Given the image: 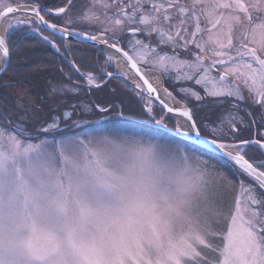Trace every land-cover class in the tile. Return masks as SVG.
Returning a JSON list of instances; mask_svg holds the SVG:
<instances>
[{"label": "snow or ice", "instance_id": "1", "mask_svg": "<svg viewBox=\"0 0 264 264\" xmlns=\"http://www.w3.org/2000/svg\"><path fill=\"white\" fill-rule=\"evenodd\" d=\"M95 2L115 9L117 18L106 16L101 21L84 9L75 17L67 15L64 25L58 26L42 11L66 14L74 0L47 10L39 4L13 6L12 0H0V18L19 17L9 30H27L25 39L39 38L64 59L69 46L58 45V39L78 36L98 48L103 45L106 59L99 68L82 73L77 67L80 61L68 62L89 90L112 78L122 80L144 102L146 114V119L136 121L125 116L123 106L117 110L111 104L74 105L55 113L60 118L45 122L42 131L56 130L61 124L66 129L68 122L78 129L91 122L92 128L60 139L55 151L49 150L46 139L23 140L31 136L23 124L16 129L19 136L0 130V264H264V159L254 164L246 158L254 146L264 152V131L259 138L241 135L257 126V119L264 125V0H191L190 5L179 0H167L166 5L157 0ZM169 9L179 13L181 25L185 18L195 22L190 38L181 34L187 28H177L173 35L162 26V13L164 22L172 20ZM201 18L207 24L204 28ZM90 21L99 22L96 34L73 27ZM41 25L51 30L49 35H42ZM237 27L239 35L234 37ZM154 36L158 44L183 47L186 52L191 45L199 51H192L190 60H181L175 52L159 55L151 42ZM17 51L14 43L6 46L5 36L0 35V74L17 70L11 55ZM15 59L22 61L19 56ZM150 61L163 72L187 68L175 78L203 83L215 106L222 99L234 100L233 107L245 110L251 119L233 116L224 128L222 120L216 123L217 116L202 122L208 132L203 134L191 105L174 108L160 99L159 82H150L149 73L140 66ZM113 67L114 71L104 70ZM78 91L53 88L52 94ZM184 91L203 102L199 93ZM163 92L172 97L167 88ZM154 96L164 111L177 113L184 122L171 128L165 116L156 119ZM240 102L257 105L261 112L247 111ZM110 112L116 113L119 128L108 127L113 119ZM97 113L103 115L96 120L74 119ZM16 119L15 110L0 111V120ZM237 119L239 124L233 122ZM173 134L219 151L238 172L253 178L252 185L243 188L244 199L236 198L225 232L215 230L222 212L208 203L205 177L211 162L172 144ZM213 237H221L222 246L214 248ZM201 248L218 252L219 259L208 261Z\"/></svg>", "mask_w": 264, "mask_h": 264}, {"label": "trees", "instance_id": "2", "mask_svg": "<svg viewBox=\"0 0 264 264\" xmlns=\"http://www.w3.org/2000/svg\"><path fill=\"white\" fill-rule=\"evenodd\" d=\"M46 3L48 2L46 1ZM27 34L28 33L25 29L18 28L14 30L8 38V46L11 48L14 43L18 48L16 53L11 54L13 57L12 67H15L17 70L6 71L0 75V111L7 113L9 109L15 110L17 119L13 123L0 120V125L11 129L12 125L23 124L27 131L31 133V139H36V137L39 138L50 134L55 136L66 132H77L82 130L74 128L70 124L68 129H58L48 132L42 131V128L47 124L45 122H50L53 119V114L62 113L64 109H71L74 105L88 104L94 107L96 103H99L102 106H108L111 104L115 105L117 110L123 106L126 109V116L139 119L146 116L142 111V103L136 98L128 86L120 84L119 80L112 78L100 87H93L89 90L83 83V79L68 64L66 59L57 55L48 44L44 43L39 38L25 39L24 37ZM62 41L63 40H59L60 45H62ZM69 52L74 62H81L77 64V66L83 71L99 68V62L104 63L103 54L84 43L70 42ZM16 56L22 57V61L15 59ZM40 73L46 75L42 80L38 79V74ZM51 82L61 83V85L66 83L71 86H76L78 89L80 88V90L75 93L78 95L60 92L52 94L50 91ZM19 87L26 91L31 100L36 98V106L40 108L35 117H31L26 111L20 110L17 104L18 97L14 96L15 89ZM57 87L59 88L60 86ZM50 95H52L54 100H50ZM43 102L48 103V105L43 106ZM218 110L219 107L211 108V105L206 108L198 109L197 107H194L193 109L197 121L199 118H204L209 115L214 117L215 112ZM253 113L256 114L258 112L253 111ZM100 115L103 114L97 113L90 117L78 115L75 116L74 119L90 121L98 119ZM110 115L113 119L116 118L115 112H110ZM20 118L24 119L21 120ZM249 119H251V117H249ZM258 122L259 120L257 119V125ZM89 125H92L91 122L85 124L83 128ZM252 130L253 127L245 137L250 136V134L253 133ZM170 137L174 140L184 142L173 135ZM251 151L256 152L255 156H260L257 149L254 148V150ZM211 154L212 153H210L209 156ZM212 156L215 159H222V157L215 154H212ZM239 174L244 179H247L245 175L241 173Z\"/></svg>", "mask_w": 264, "mask_h": 264}, {"label": "rangeland", "instance_id": "3", "mask_svg": "<svg viewBox=\"0 0 264 264\" xmlns=\"http://www.w3.org/2000/svg\"><path fill=\"white\" fill-rule=\"evenodd\" d=\"M21 2H31L33 4H37L40 2L44 3L45 0H12L13 5L19 4ZM113 11H114L113 8H109V9H106L105 11L93 10L90 12L94 13L95 15H98L100 17V20L104 21L106 16L111 18V19L116 18V15L113 13ZM168 14L172 16V19H175L177 21V16L175 13L168 12ZM256 15H259V14L257 13ZM15 22H16V19L13 20L11 22V24H15ZM98 23L99 22H97V21H90V22L81 23L80 25L90 27V29L97 32L98 31V27H97ZM169 23L174 25V23L171 21H169ZM206 26H207V24L205 21L202 28H204ZM185 28H187V29L189 28L190 31L194 30V28L191 25L188 26L187 24L185 25ZM12 30L13 29H11V30L8 29L6 36H8L10 31H12ZM233 35H234V37L236 35H239V28L238 27L236 29H234ZM204 38L206 39V34H204ZM209 47L215 49L214 45H210ZM167 54L172 55L171 52H169ZM100 64H102V63L99 62V65ZM142 65L154 67L160 73H162L164 75V77H167V78H169V77L175 78L178 75L182 76L185 72L189 71L187 68H183V67L178 66L174 70L169 69L167 72H163L160 68L156 67L154 65V63H152L151 61L148 64H142ZM104 70H106V69H104ZM52 74L54 75L53 72H52ZM48 75H49V73H48ZM212 75L214 77L218 78L219 73L218 72L215 73V71H214L212 73ZM45 76L46 75L44 73H40V74H38V79L42 80V78ZM229 79H231V77ZM175 80H176V78H175ZM172 84L174 85V83H172ZM50 86H51V90H50L51 92H52L53 88L68 89L71 87H76V86H71V85L66 84V83L61 85V83H54V82H51ZM57 86H60V87L58 88ZM201 86L205 89V85L203 83L201 84ZM207 87L211 88V85L209 84V85H207ZM180 89L181 88H179V90ZM79 90H80V88H79ZM241 90H242V94L245 97H248L249 93H248L247 89L244 88V86L242 84H241ZM74 95H78V94H74ZM14 96L18 97L17 104H18L20 110L26 111L29 114V116H31V117L36 116V113H38V109L40 108V107L36 106V104H37L36 98L31 100L28 97L26 91L23 90V88H21V87L15 89V95ZM51 99L54 100L52 95H50V100ZM185 100H186V98H185ZM152 104H153V102H152ZM42 105L47 106L48 103L43 102ZM157 114H159V113H157ZM233 116H235V115H231V111H227V113L225 115L219 116L220 120H216V123L220 124V121L222 120L224 123L221 126L224 128H227L229 126L228 121L231 120ZM55 117H57V116H55ZM155 117L158 118V117H160V115L158 117L157 116H155ZM236 117H240V116H236ZM204 118H205V120L212 119L210 115L206 116ZM233 122L239 124L238 119L233 121ZM108 127L113 128V129L119 128L120 124H119L118 118H114L113 120H111L108 124ZM91 128H92V125H89V126L83 128L82 130H80L78 132H66V133H63L61 135H55V136H51V134H50L48 136H43V137H39V138L36 137V139H33V140L32 139H26V138H22V139L27 140V141H39L40 139H46L48 141V144H49V150L55 151V145H56V143H58V141L60 139H63L65 137L73 135V134H79L81 131H87V130H90ZM0 130H3L9 134H16L13 131H10L9 129L4 128L2 126H0ZM148 139H153V138H148ZM169 141L172 144L178 145L182 148L189 150L190 153H193V152L198 153L197 151H195L191 147H189L187 144L180 142V141H177V140H174L171 137H169ZM254 153H256V152L249 151V154H251V155H254ZM199 156L206 158L207 160H209L211 162L209 165L208 174L205 177V180L207 181V184H208V203H209V205L219 209L222 212V215H220L219 217L216 218V222L214 224V227H215L216 231L223 233L227 230L228 219L230 218L231 211L234 210L236 198L240 197L241 200H243L244 197L246 196V193L243 191V188L249 187V185H252V183L244 181V179L235 172L233 165L228 163L226 160L214 161L213 159L209 158L207 155L202 154V153H199ZM242 185H243V187H242ZM210 242L212 243L214 248L222 246V243H223L221 237H213L210 240ZM200 250L202 251V254L205 257H207L208 261H217L219 259L218 252H213L210 249H203V248H201Z\"/></svg>", "mask_w": 264, "mask_h": 264}, {"label": "flooded vegetation", "instance_id": "4", "mask_svg": "<svg viewBox=\"0 0 264 264\" xmlns=\"http://www.w3.org/2000/svg\"><path fill=\"white\" fill-rule=\"evenodd\" d=\"M46 1L48 3H46ZM68 2V0H45L44 5L50 7V9H55L57 7H63L66 3ZM107 2L110 4L111 3V0H107ZM125 2H127V0H125ZM157 2H161V3H167V0H157ZM179 3L180 4H184V5H190L191 4V0H179ZM84 9H87L89 12L90 11H93V10H102V11H105L106 9H104L102 7V5L100 3H96L95 0H74V5L72 7V9L67 12L66 14H61L60 16H55V15H48L46 13H42V15H45V18L47 20H49L51 23H55L59 26H62L64 25V22H65V19L67 18V15H71L73 17H75L76 15H78V13L81 11V10H84ZM168 12H172V13H175L176 16H177V21L175 19H172L171 22L174 23V25L170 24L169 22H164L163 19H162V15L163 13L161 14V24L162 26L165 28L166 31H171L173 35H175V29L177 28H180V29H183L185 28V25L187 24L188 26H192L194 28L195 26V22L194 21H191L187 18H185V24L184 25H181L180 24V15L179 13L175 10V9H169ZM113 13L115 14V9L113 11ZM117 18V17H116ZM201 27L204 25L205 21L203 18H201ZM74 28H88L87 26H81L80 24H76L73 26ZM42 32H47V33H50L49 31H42ZM190 29L188 28V32L187 33H184L182 31V35H189L190 34ZM139 38L143 39L144 37L140 34H138ZM189 38H190V35H189ZM201 37L198 36L197 39L199 40ZM57 39H58V36H57ZM152 44L153 46H156L157 49H160V48H169V47H172L173 45H162V44H158V37L154 36L153 39H152ZM125 43H127L125 41ZM58 45H60V42L58 40ZM63 45V43H62ZM50 46V45H49ZM51 47V46H50ZM178 50H185L183 47H179V46H176ZM193 50L194 51H199L198 49H195L194 46H192ZM210 55V54H209ZM67 61V59H66ZM81 77V75H80ZM82 82V81H81Z\"/></svg>", "mask_w": 264, "mask_h": 264}, {"label": "bare ground", "instance_id": "5", "mask_svg": "<svg viewBox=\"0 0 264 264\" xmlns=\"http://www.w3.org/2000/svg\"><path fill=\"white\" fill-rule=\"evenodd\" d=\"M17 18H19V17L18 16H10L8 18H4V20L2 21L1 26H0L1 32L3 34H6V32L9 29V24ZM147 72L149 73V78L151 81H158L159 82L157 85L159 88V92H158L159 97L161 99H163L166 103H168L169 106L174 107V108H179L182 105L179 102V100H177L173 95H172V97H168L164 94L163 88L161 87V82H160V79H159L157 73L152 72V71H147ZM173 115H174L176 121L184 122L185 119L183 117H180L177 113H174Z\"/></svg>", "mask_w": 264, "mask_h": 264}, {"label": "water", "instance_id": "6", "mask_svg": "<svg viewBox=\"0 0 264 264\" xmlns=\"http://www.w3.org/2000/svg\"><path fill=\"white\" fill-rule=\"evenodd\" d=\"M44 9V8H43ZM46 10V9H45ZM2 20V18H0V21ZM42 26V28L43 29H47L45 26H43V25H41ZM47 30H49V31H51L50 29H47ZM1 35V34H0ZM69 41H75V42H83V43H87V44H89V45H92V46H94L93 44H92V42H90V41H83L80 37H72V38H70L69 39ZM6 46H7V42H6ZM94 47H96V46H94ZM104 46L103 45H101V46H99V48L101 49V48H103ZM152 98H154L159 104H160V102H159V100H157L156 99V97L154 96V97H152ZM161 105V104H160ZM162 106V105H161ZM174 135V134H173ZM179 137V136H178ZM180 138H182V139H184V140H186V141H189V142H192L191 140H189L187 137H180ZM193 143V142H192ZM197 145V144H196ZM198 146H200V147H202V148H204V149H207V150H209V151H211V152H214V153H216V154H219V155H222L219 151H217V150H214V149H210L209 148V146L208 145H206V144H199ZM251 179H253V178H251Z\"/></svg>", "mask_w": 264, "mask_h": 264}]
</instances>
